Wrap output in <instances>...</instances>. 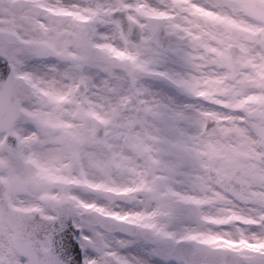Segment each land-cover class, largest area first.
<instances>
[{
    "label": "snow or ice",
    "instance_id": "6c2138e0",
    "mask_svg": "<svg viewBox=\"0 0 264 264\" xmlns=\"http://www.w3.org/2000/svg\"><path fill=\"white\" fill-rule=\"evenodd\" d=\"M0 264H264V0H0Z\"/></svg>",
    "mask_w": 264,
    "mask_h": 264
}]
</instances>
